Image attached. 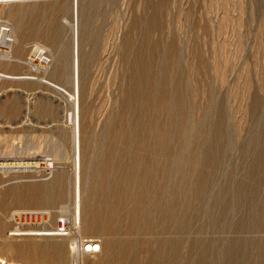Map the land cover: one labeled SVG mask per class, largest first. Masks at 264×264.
Returning <instances> with one entry per match:
<instances>
[{
  "label": "rangeland",
  "instance_id": "374dc122",
  "mask_svg": "<svg viewBox=\"0 0 264 264\" xmlns=\"http://www.w3.org/2000/svg\"><path fill=\"white\" fill-rule=\"evenodd\" d=\"M73 1L0 2V34L8 28L10 35L9 48L0 45V73L32 76L0 75V157L25 165L38 159V167L0 166V257L14 264H37L34 258L45 257L57 264H110L115 242L126 237L114 231V207L115 216L119 211L128 224L125 216L142 183L162 178L160 171L147 174L149 164L130 167L129 153L140 151L136 144L142 138L147 143L163 137L174 147L186 140L184 158L177 150V158L161 159L173 170L165 188L179 195L183 187L185 195L166 196L156 208L149 200L147 207L156 216L155 230L172 237L183 233L178 263L187 264L192 246L208 245L218 252L217 260L232 251L240 264H264V0H78L77 16ZM77 27L79 230L70 213L76 139L68 115ZM37 46L44 48L42 56L33 52ZM184 169L183 181L177 173ZM26 212H45L46 221L14 219ZM61 222L69 226V235H16L17 230H54ZM87 238L98 240L100 251L74 257L73 239Z\"/></svg>",
  "mask_w": 264,
  "mask_h": 264
},
{
  "label": "bare ground",
  "instance_id": "6f19581e",
  "mask_svg": "<svg viewBox=\"0 0 264 264\" xmlns=\"http://www.w3.org/2000/svg\"><path fill=\"white\" fill-rule=\"evenodd\" d=\"M0 2L4 3L5 1L4 0H0ZM15 2V1H14ZM7 3V2H6ZM73 11H74V14H76L77 16V11H78V0H74L73 1ZM76 33H75V36H74V44H73V92L70 93L68 92L69 96L71 97L70 99L73 101V108L71 109L72 111L69 112V118L73 121V125H74V136H75V139H76V145H75V170H76V174H75V178H74V183H75V189H74V203L72 204V211L70 212L71 215H72V220H73V224L75 226V229L79 230L81 229V216H82V196H81V157H82V147H81V125H80V122H81V107H80V67H81V64H80V43H79V36H78V27L76 29ZM9 32H5V31H2V33L0 34V45L1 46H9L10 43L8 42L7 38H9ZM11 38V37H10ZM9 48V47H8ZM33 52H36V54L38 53L39 55L41 54H44L45 51H44V48L41 46H37L36 47V51L33 50ZM5 56V55H4ZM42 56V55H41ZM40 57V56H39ZM8 58V57H7ZM43 59H46V57H42ZM48 58V57H47ZM48 60V59H47ZM44 62V61H43ZM47 63V62H46ZM179 72V71H178ZM140 73V72H139ZM167 73V72H165ZM0 75H3V76H6V77H11V78H30L32 76L30 75H9V74H3V73H0ZM170 76V75H169ZM143 77V76H142ZM140 78V77H139ZM138 80V79H137ZM47 81V80H46ZM140 81V80H139ZM189 81V80H188ZM48 84H50L51 86L54 87V89H56L57 91H63V88L57 84H54V83H51L48 81ZM153 85V84H152ZM141 88V87H140ZM155 89V86L153 87ZM152 88V89H153ZM149 89V88H148ZM151 89V90H152ZM149 90V92L151 91ZM157 90V89H156ZM166 90V89H165ZM154 91V90H153ZM152 91V94H154ZM64 93V92H63ZM136 93V91L134 92ZM151 93V92H150ZM161 93V92H160ZM61 94V93H60ZM134 95V94H133ZM155 95V94H154ZM150 96V95H149ZM152 96V95H151ZM156 100V99H155ZM159 100V99H158ZM67 102V101H66ZM163 102V101H162ZM165 102V101H164ZM161 103V102H160ZM163 105V103H162ZM168 107V106H166ZM170 109V108H168ZM174 109V107H173ZM177 110V109H176ZM166 111V110H165ZM172 111V109H171ZM180 111V110H179ZM65 112V111H64ZM158 113V112H157ZM168 113V111H167ZM170 113V111H169ZM175 113V112H174ZM186 113V112H185ZM172 114V113H171ZM172 116V115H171ZM186 117V116H185ZM170 118V117H169ZM175 119V118H174ZM170 121V120H169ZM174 122V121H173ZM172 123V121H171ZM183 123V122H182ZM129 133V132H128ZM152 134V133H151ZM159 134V133H158ZM164 134V133H163ZM167 134V133H165ZM164 134V135H165ZM190 134V133H189ZM120 135V134H119ZM122 135V134H121ZM124 135V134H123ZM150 135V134H149ZM148 135V136H149ZM161 135V134H160ZM160 135H159V138H160ZM162 135V136H164ZM169 135V134H168ZM179 135V134H178ZM240 135V134H239ZM128 135L125 134V137L127 138ZM148 136L145 135V138L147 137L148 139ZM158 136V135H157ZM167 136V135H166ZM170 136V135H169ZM181 136V135H180ZM122 137V136H121ZM130 137V136H129ZM140 137V136H139ZM143 137V135L141 136ZM141 137L139 139H141ZM151 137V135H150ZM149 137V138H150ZM171 137V136H170ZM124 138V137H123ZM126 138H124L123 140H125ZM155 138V137H154ZM168 138V136H167ZM166 138V139H167ZM173 138V136H172ZM120 140L122 138H119ZM129 139V138H128ZM138 139V140H139ZM156 139V138H155ZM178 139V138H177ZM182 139V138H181ZM184 139V138H183ZM182 139V140H183ZM182 140H178L177 142L181 144H177V146L179 147H174L175 145L173 143H176V142H173L175 140H171L173 143L172 146H170L168 140H165V138L162 137V139H157V140H149L150 142H147L146 143V139L144 140V138H142L139 142H137V139H136V142L139 147L140 145V151L138 150V153L137 151H133V153H129L130 155V159L128 158V161H126L128 163V165L130 167H135V165L137 164H140V163H143V165L145 164H149V167H148V170H147V174L152 172V170H154L155 172V175L159 172L162 176V178H158V176L152 178V183L150 185L148 184H145L144 182L142 183V189L140 190V192H138L136 195H134V197H136V202L135 203V206L132 208L131 212L128 211L127 214H129L128 216H125L127 219H128V224H123V219L124 217L122 218L120 216L121 213H119L118 211V216H115L117 215V211H116V207H114V205L116 203H114L113 201V207L115 209L114 212L111 213V215L108 213H106L108 216L110 215V217H107V218H110L111 221H115V224L116 226H114V231L116 232V234H118V236L121 234H123L124 236H126L125 238L122 237V240H115V246H114V252L116 253L115 255V259L110 263V264H179L178 263V260H179V257H180V248H179V244L181 243V239H182V234H181V231L180 233H178V235L176 237H172V235L170 234H166V232H159L157 230H155L153 228V226L151 227V223H156V216L152 215L153 213H151L152 209L149 210L150 206L149 205V208L147 207V205L149 204L147 201L149 200H152V202H154V206L155 208L157 206H160V202H161V199L162 198H166V196H170V198H176L177 196L179 197V195H185L183 194V187L181 191H179V195L176 194V192L172 190H167V188H165V184H164V181L166 179H169V177L172 175L173 173V170H170V166L166 163H164V161H161V159L163 158H174V157H178L176 155H174V153L178 150L181 154V156L184 158L185 155L187 154V150L185 151V146L184 145V141ZM117 141V140H116ZM122 141V140H121ZM126 141V140H125ZM143 141V142H142ZM148 141V140H147ZM189 141V140H188ZM85 142V141H84ZM111 142V141H110ZM113 142V140H112ZM111 142V143H112ZM123 142V141H122ZM135 142V143H136ZM191 142V141H190ZM114 143V142H113ZM121 143V142H120ZM139 143V144H138ZM189 143V142H188ZM187 143V145H188ZM126 147V144L123 143ZM186 144V143H185ZM116 145V144H115ZM112 146V144H111ZM130 146V145H129ZM110 147V146H109ZM131 147V146H130ZM136 147V148H138ZM116 148V147H115ZM122 149V148H121ZM121 149H119V153L121 151ZM132 149V148H131ZM109 150V149H108ZM117 150V149H116ZM124 150V148H123ZM122 150V151H123ZM175 151V152H174ZM107 153H109V151H106ZM128 152V151H126ZM144 152V153H143ZM202 152V151H201ZM116 153V152H115ZM177 153V152H176ZM122 156L124 155L125 156V153H121ZM120 154V156H121ZM128 154V153H127ZM141 154V156H140ZM194 154V153H193ZM109 157H110V153L108 154ZM189 155V154H188ZM205 155V154H204ZM37 156V155H36ZM107 156V155H106ZM127 156V155H126ZM198 156V155H197ZM113 157V156H111ZM119 157V155L117 156ZM182 157H179V158H182ZM189 157V156H187ZM192 157V156H191ZM113 158H116V157H113ZM121 158V157H120ZM38 160L36 158H33L32 161H28L25 165V163H22L21 161H16L17 159H10V158H1L0 157V166H15V167H30V166H37L38 162L35 161V160ZM40 159V158H39ZM105 159V158H104ZM103 159V160H104ZM209 159V157L207 158ZM20 160V159H19ZM31 160V159H30ZM116 160H119L118 158H116ZM122 160V159H121ZM127 160V159H126ZM187 161V159H185ZM107 161V160H106ZM109 161V160H108ZM115 161V160H114ZM185 161V162H186ZM191 161V160H190ZM26 162V161H25ZM146 162V163H145ZM164 163V164H161V163ZM183 162V161H182ZM193 162V161H192ZM103 163V161H102ZM108 162H106L105 164H107ZM116 163H119V162H116ZM115 163V164H116ZM123 163V162H122ZM120 164L121 166L123 164ZM125 163V161H124ZM37 164V165H35ZM104 164V163H103ZM173 164V163H172ZM97 165V164H96ZM101 165V162L100 164ZM99 165H97L99 167ZM127 165V166H128ZM162 165V166H161ZM187 165V164H186ZM102 166V165H101ZM105 166V165H103ZM107 166V165H106ZM105 166V167H106ZM109 166V165H108ZM113 167V165H111ZM110 166V167H111ZM151 166V167H150ZM154 166V167H153ZM156 166V168H155ZM38 167V166H37ZM97 167V168H98ZM120 167V166H119ZM129 167V168H130ZM33 168V167H32ZM115 168V167H114ZM113 168V169H114ZM117 168V167H116ZM131 168V169H132ZM161 168V169H160ZM187 168V167H186ZM109 169V167H108ZM112 169V168H111ZM121 169V167H120ZM134 169V168H133ZM160 169V170H159ZM104 170V169H102ZM130 170V169H128ZM140 170H143L144 169H140ZM120 171V170H119ZM125 171V170H124ZM131 171V170H130ZM129 171V172H130ZM135 171V170H134ZM142 171V173H143ZM178 171V170H177ZM199 171V170H198ZM122 172H123V169H122ZM126 172V171H125ZM180 174L177 173V175H181L182 176V179L183 181L186 180L187 176H186V170H182L180 171ZM201 172V171H200ZM99 173V172H98ZM131 173V172H130ZM141 173V172H140ZM152 172V175L154 174ZM176 173V171L174 172ZM191 173V172H189ZM124 174V173H123ZM132 174V173H131ZM133 174L135 175V173L133 172ZM132 174V175H133ZM147 174H143V176L145 175V179H147ZM187 174H188V171H187ZM200 174V173H199ZM126 175H129L126 173ZM131 175V176H132ZM138 175V174H137ZM141 175V174H140ZM149 175V174H148ZM205 175V174H204ZM99 176V175H98ZM141 177L140 179L144 178V177ZM176 176V174H175ZM196 176V175H195ZM124 177V176H123ZM137 177V176H136ZM192 177V176H191ZM204 177V176H203ZM127 178V177H126ZM135 178V176H134ZM150 178V177H149ZM172 178V177H171ZM196 178V177H195ZM108 179V178H107ZM131 179V178H130ZM136 179H139V178H136ZM160 179V180H159ZM111 180V179H110ZM109 180V181H110ZM118 180V179H117ZM108 181V182H109ZM139 181L140 183V180H137ZM148 181V180H146ZM151 181V180H150ZM200 181V179H199ZM198 181V182H199ZM134 182V180H133ZM168 182V181H167ZM113 183V182H111ZM201 183V181H200ZM133 185V183H130ZM141 184V183H140ZM171 184V183H170ZM198 184V183H197ZM43 185V184H42ZM110 185V184H109ZM123 185V184H122ZM162 185V186H161ZM180 185V184H179ZM188 185V184H187ZM192 185V184H191ZM190 185V186H191ZM135 186V185H134ZM133 186V187H134ZM139 186V185H137ZM139 186V188L141 187ZM164 186V187H163ZM197 186V185H196ZM200 186V185H199ZM202 186V184H201ZM96 187V186H95ZM130 187V186H128ZM136 187V186H135ZM187 188V187H186ZM185 188V189H186ZM189 188V187H188ZM187 188V189H188ZM192 188V187H191ZM195 189V188H194ZM193 189V190H194ZM191 190V189H189ZM191 190V192L193 191ZM199 190V189H198ZM188 191V190H187ZM197 191V190H196ZM195 191V192H196ZM125 192V191H124ZM124 192H123V195H124ZM127 192V190H126ZM125 192V193H126ZM129 192V191H128ZM132 193V192H131ZM130 193V194H131ZM134 194V193H132ZM121 195V194H120ZM121 195L122 199L124 198V196ZM193 195V194H192ZM197 195V193H196ZM199 195V194H198ZM127 196H129L127 194ZM114 197V195H113ZM131 197V196H130ZM185 197V196H184ZM116 198V196H115ZM128 198V197H127ZM174 198V199H175ZM113 199V198H112ZM111 199V200H112ZM120 199V200H122ZM125 199V198H124ZM123 199V200H124ZM132 200H134L133 198H130ZM178 199V198H176ZM169 200V199H168ZM127 201V200H125ZM178 201V200H177ZM118 202V201H117ZM123 202V201H122ZM121 202V203H122ZM150 202V201H149ZM88 202H85V204L87 205ZM123 204V203H122ZM151 204V203H150ZM178 204V203H177ZM90 205V203L88 204ZM112 205V203H111ZM133 205V204H132ZM168 205V204H167ZM172 205V204H171ZM182 205V204H181ZM105 206V205H104ZM119 206V204L117 205ZM122 206V205H120ZM153 206V207H154ZM176 206V205H175ZM174 206V207H175ZM93 207V206H91ZM146 207L148 208V210L146 209ZM171 207V206H170ZM185 207V206H183ZM182 207V208H183ZM64 208V212H65V207ZM124 208V205L123 207ZM127 208V207H126ZM130 208V209H131ZM160 208V207H159ZM158 208V210H159ZM181 208V207H180ZM93 208L90 209L89 207V210H92ZM112 209V208H111ZM169 209V208H168ZM86 209H84L85 211ZM88 210V211H89ZM122 210V209H121ZM127 210V209H126ZM171 210V209H170ZM85 212V213H90L91 212ZM156 210L154 209V212ZM94 213V211H93ZM159 213V212H158ZM182 213V212H180ZM96 214V212H95ZM99 215H101L100 213H97ZM156 214V213H154ZM88 215V214H87ZM93 215V214H91ZM89 215V216H91ZM172 215V214H171ZM102 216V215H101ZM105 216V215H104ZM161 216V215H160ZM174 216V215H173ZM96 217V216H95ZM98 217V216H97ZM184 217V216H183ZM94 218V217H93ZM159 218V217H158ZM161 218V217H160ZM166 218V217H165ZM61 219V218H60ZM59 219V220H60ZM77 219L79 220V222L77 223ZM89 219V218H88ZM92 219V218H91ZM98 219V218H96ZM126 219V221H127ZM93 220V219H92ZM92 220H88V223L89 224H93V221ZM105 220V219H104ZM109 220V219H108ZM175 220V219H174ZM61 221V220H60ZM100 221V220H99ZM159 221V219H158ZM162 221V220H160ZM174 222V221H173ZM176 222V221H175ZM87 223V224H88ZM98 223V222H96ZM162 223V222H161ZM172 223V222H171ZM114 224V225H115ZM163 224L164 221H163ZM173 224V223H172ZM177 224V223H176ZM155 225V224H153ZM157 225V224H156ZM161 225V224H160ZM88 226V225H87ZM96 226V225H95ZM181 226V224H180ZM90 227L92 228V226L90 225ZM151 227V228H150ZM156 227V226H154ZM163 227V225H162ZM172 227V226H171ZM153 228V229H152ZM113 229V228H112ZM161 230V229H160ZM178 230V229H177ZM17 234L16 235H34V236H54V235H59L57 232L55 231H52V230H43V229H27V230H17ZM171 231V229H170ZM174 232V231H173ZM184 232V231H182ZM170 233V232H169ZM177 233V231H176ZM124 238V239H123ZM95 239V238H94ZM94 239H82L81 242H80V245L82 246L83 249H85V247L89 248L90 246V243L92 240ZM234 239V238H233ZM235 241V240H234ZM253 241V240H252ZM186 242V241H185ZM193 242V241H192ZM205 244V243H204ZM227 244V243H226ZM232 244V243H231ZM231 244H230V247H231ZM234 244V243H233ZM52 245V244H51ZM57 245V244H55ZM204 246V245H203ZM199 247L198 249H196L195 247L192 246V249L189 251V254L186 255L187 258H186V263L187 264H240V261H241V257L240 259H238L239 257L238 256V252L237 253H234L232 251H227V253L223 256V259H218L217 260V254L218 252L215 253L211 251V249L209 250L208 248V245L205 246V247ZM242 246H244L242 244ZM241 246V247H242ZM45 247V246H44ZM55 248L57 246H54ZM54 247H52V249H54ZM71 247V246H70ZM78 247H79V242L78 240L76 239H73V243H72V251H74L76 253V251L78 250ZM208 247V248H206ZM229 247V246H228ZM228 247H226L228 249ZM233 247V246H232ZM231 247V248H232ZM236 248H238L236 245H235ZM241 247L239 246V248L241 249ZM36 248V247H35ZM47 248V247H46ZM45 248V249H46ZM230 248V249H231ZM100 249H101V246H100ZM214 249V248H213ZM233 249V248H232ZM239 249V250H240ZM49 250V249H48ZM264 250V249H263ZM183 251V249H182ZM234 251V250H233ZM236 252V251H235ZM186 253V252H185ZM182 254V253H181ZM74 255V253H73ZM240 255V254H239ZM34 256V255H33ZM74 257H77V255L75 254ZM185 257V256H184ZM216 257V258H215ZM222 257V256H220ZM56 258V257H55ZM33 259V258H32ZM181 259V258H180ZM37 264H57L59 263L58 261H52L50 260V257L49 259H47L46 257L45 258H41V259H36L34 258L33 259ZM77 260V259H75ZM239 260V261H238ZM11 262V261H10ZM183 263V262H181ZM244 263V262H242ZM0 264H14V263H9L5 258L3 257H0Z\"/></svg>",
  "mask_w": 264,
  "mask_h": 264
},
{
  "label": "built area",
  "instance_id": "2783aa9c",
  "mask_svg": "<svg viewBox=\"0 0 264 264\" xmlns=\"http://www.w3.org/2000/svg\"><path fill=\"white\" fill-rule=\"evenodd\" d=\"M2 30L5 32H9L8 28H3ZM46 216L47 215L45 212L42 213L26 212L24 214H20L19 217L17 218L15 217L14 219L22 223L30 224V223H34L35 219H43L44 221H46ZM52 231L57 232L59 235H69V226L64 222H61V224H59L58 227L54 228V230ZM78 242H79V248L75 253L76 255L96 254L100 251L101 244L98 240H92L89 248L85 247V249H83L82 246L80 245L81 240Z\"/></svg>",
  "mask_w": 264,
  "mask_h": 264
},
{
  "label": "water",
  "instance_id": "95a60500",
  "mask_svg": "<svg viewBox=\"0 0 264 264\" xmlns=\"http://www.w3.org/2000/svg\"><path fill=\"white\" fill-rule=\"evenodd\" d=\"M5 2H14V1H22V0H4Z\"/></svg>",
  "mask_w": 264,
  "mask_h": 264
}]
</instances>
